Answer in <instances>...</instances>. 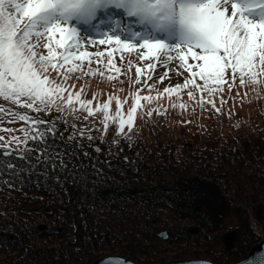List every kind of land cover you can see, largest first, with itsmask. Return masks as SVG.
I'll return each instance as SVG.
<instances>
[{"label": "trees", "instance_id": "16d2710c", "mask_svg": "<svg viewBox=\"0 0 264 264\" xmlns=\"http://www.w3.org/2000/svg\"><path fill=\"white\" fill-rule=\"evenodd\" d=\"M97 1L82 15L72 6L68 17L77 28L96 29L107 16L122 15L138 32L132 24L144 16L136 20L133 4L150 2ZM24 2L0 0V73H11V81L0 79V262L89 264L107 254L139 264L243 258L264 235L260 30L229 17L217 39L206 32L196 48L165 47L172 65L156 74L145 57L143 66H124L110 49H87L78 29L54 30L47 13ZM210 13L220 31L217 19L227 11ZM28 61L41 75L24 85L15 74ZM60 68L64 74L55 76ZM173 70L184 84L166 85ZM151 82L166 99L144 103ZM235 86L245 109L229 115ZM115 89L124 91L121 98ZM230 216L237 224L227 223ZM228 232L232 240L216 249Z\"/></svg>", "mask_w": 264, "mask_h": 264}, {"label": "rangeland", "instance_id": "374dc122", "mask_svg": "<svg viewBox=\"0 0 264 264\" xmlns=\"http://www.w3.org/2000/svg\"><path fill=\"white\" fill-rule=\"evenodd\" d=\"M24 1V4H29L31 2L37 4L38 8L44 11L43 13H47L45 14V17L47 18L49 27L54 30H60V28L64 30L66 27L72 25L73 23V21L68 17L69 12L73 6V0ZM79 1H81L82 4H78ZM154 1H157V6L155 5ZM95 2H93V0H76L74 4V11L78 14H82L87 10L89 3L94 4ZM150 2L156 7L154 8V6L151 7V5H147V9H140L137 7L135 11L138 13H144L146 19H154L153 27H159L156 23L162 24L163 26L168 25L171 31L170 39L158 37L159 34L156 33L153 29L147 31L141 30L138 34L132 33L131 30L123 24V21H119L117 25L115 23L114 25L112 24L108 27H103L99 30L97 29V31L90 35L83 33L81 34V32L79 31V33L83 35L81 36V42L83 44L87 43L88 48H86L89 50L94 48H114L113 46H116L117 42H119V44L129 43L128 46L124 47L127 48L125 55L119 54L115 49L112 50L111 54L114 60L117 61L118 65L124 64L125 66V64H127L128 62H135L138 65L143 66L142 58L145 57V59L143 58L145 60V63L147 62V64L152 65V68H158L155 72L156 74H158L171 67L173 61V57L171 58V61L168 60L169 57L167 58L162 53V49L164 50L165 47H168L171 52L175 50L177 52V49L184 46H188L189 48H196L197 45L203 43V36L206 32H209V36H211L210 38L215 36V39H217L220 32L223 30V27L226 28L231 25L227 22L230 21L229 17L233 19L237 17L239 19H242L243 21L247 22L246 25L253 31L260 30L259 35L257 34L259 40H262L264 37V2L260 4L262 6H258L254 10L251 6L252 4L250 3V0H175V2L171 3L169 7H167L165 0H150ZM69 3H71V6L67 8ZM212 8L227 11L225 18L217 19L218 23H220V31H214L213 29L214 17L213 13H210ZM25 15L26 12H23L20 23L22 20H25ZM121 22L122 25L120 24ZM210 23L211 25H209ZM257 25H261L263 28L261 26L258 29H256V27H253ZM217 41H214V45H216ZM145 42L151 44L149 48L147 46V48L144 47V45L146 44ZM143 49H145L146 51L145 56L141 55L144 51ZM181 51L183 54H186L184 50ZM163 67H165V70H162ZM17 68H19L20 70H24L20 71L19 73L17 72L18 75L15 74V78H19L20 80H22L23 84L24 81H26L27 77L33 76L37 78L39 75H41L36 73L39 70H37L35 66H32L29 61L23 66ZM52 68L54 69L53 66ZM62 70L63 68H60L59 74H57L54 70L52 71L55 76L59 77L64 74ZM172 72L173 73H171L167 78L168 82L166 85H171L172 82L175 83L179 81L184 84L185 78L182 76H177L175 74L176 71L174 70ZM10 75V70H4L0 73V79L5 78L7 81H11ZM262 83L264 84V81ZM150 86L152 89L150 87L149 88L152 91H144L142 94L144 103L149 104L152 101L159 102L162 97L165 99L167 98L166 93L162 96L160 94H157V92L155 93V91H158V86H156V84L154 85L152 83ZM102 88L103 92H106L105 87ZM227 91V86H225L221 92V95H223L222 98L227 94ZM123 93L124 91L120 92L115 89V98H121ZM129 109L130 108H127L125 106L123 110L126 113ZM226 109L229 115H232V113L237 109H245V106L243 105V101L241 99L240 87L235 86L233 95H230V98L226 103ZM227 223L229 225H232L233 223L237 224L234 216H230L227 219ZM232 238V232H228L227 234H225L223 240H221L216 246V249H221L222 247H224L225 244H228L232 240Z\"/></svg>", "mask_w": 264, "mask_h": 264}, {"label": "water", "instance_id": "95a60500", "mask_svg": "<svg viewBox=\"0 0 264 264\" xmlns=\"http://www.w3.org/2000/svg\"><path fill=\"white\" fill-rule=\"evenodd\" d=\"M160 238L165 239L167 237L166 230H160L158 232ZM0 264H9L7 262H0ZM90 264H139L132 259L117 255L107 254L95 258ZM150 264H215L213 261L205 258H183L172 259L162 262L150 263ZM230 264H264V235L263 237L251 245L246 255Z\"/></svg>", "mask_w": 264, "mask_h": 264}]
</instances>
